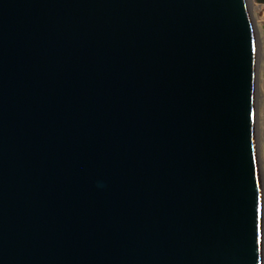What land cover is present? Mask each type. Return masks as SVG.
<instances>
[{
    "label": "water",
    "instance_id": "obj_1",
    "mask_svg": "<svg viewBox=\"0 0 264 264\" xmlns=\"http://www.w3.org/2000/svg\"><path fill=\"white\" fill-rule=\"evenodd\" d=\"M250 0H0V264H264Z\"/></svg>",
    "mask_w": 264,
    "mask_h": 264
},
{
    "label": "rangeland",
    "instance_id": "obj_2",
    "mask_svg": "<svg viewBox=\"0 0 264 264\" xmlns=\"http://www.w3.org/2000/svg\"><path fill=\"white\" fill-rule=\"evenodd\" d=\"M259 44L257 67V147L264 190V0H250Z\"/></svg>",
    "mask_w": 264,
    "mask_h": 264
}]
</instances>
